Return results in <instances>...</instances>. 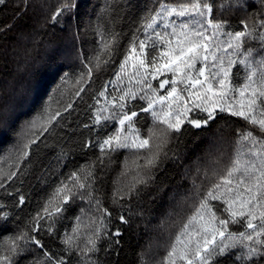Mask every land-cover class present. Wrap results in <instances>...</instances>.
Returning <instances> with one entry per match:
<instances>
[{"label": "snow or ice", "instance_id": "obj_1", "mask_svg": "<svg viewBox=\"0 0 264 264\" xmlns=\"http://www.w3.org/2000/svg\"><path fill=\"white\" fill-rule=\"evenodd\" d=\"M41 7V20L17 35L12 51L30 33L62 75L30 118L34 72L20 66L0 80V137H14L4 157L11 163L0 167V264H124L141 225L168 241L153 260L160 245L152 237L136 264H264V0H150L143 7L101 0L86 23L75 18L77 0ZM28 9L27 0L13 5L17 17ZM126 17L127 33L118 29ZM10 31L0 28V36ZM89 32L95 47L85 53ZM109 68L111 78L94 89ZM228 118L250 128H237L231 140L221 134L188 163L195 149L184 135H207ZM42 149L56 165L44 176L58 179L35 211H25L23 178ZM122 150L133 166L126 155L120 175L130 179L107 196V173ZM77 156L88 159L70 167ZM165 196L167 211L153 225L155 201ZM77 208L71 230L61 233L59 221Z\"/></svg>", "mask_w": 264, "mask_h": 264}, {"label": "trees", "instance_id": "obj_2", "mask_svg": "<svg viewBox=\"0 0 264 264\" xmlns=\"http://www.w3.org/2000/svg\"><path fill=\"white\" fill-rule=\"evenodd\" d=\"M16 0H9L8 8H0V28L5 26H11V31L4 33L3 36H0V80L4 76H7L11 79L14 75L17 74V68L20 66H26L34 72V90L32 96L29 98L28 106L25 109V118H30L31 115L35 114L39 110L43 103L47 101L49 94H51L52 89L60 83L59 72L60 64L51 65L47 62V57L45 55L42 45H33V37L29 33L26 36L19 37V45L16 46V51H12L13 42L16 40L17 35L26 29H31L34 24H37L41 20L42 13L44 9L41 5H51V10H55V6L58 0H27L29 4V9L27 13L23 16L17 17L13 11V5ZM101 0H77L78 7L76 9L75 18L82 22H87L89 18H95V11L98 10L97 6ZM132 2L140 7H143L145 3H149L150 0H132ZM219 2V0H217ZM129 20L126 17L118 29L122 28L125 33L128 31ZM82 39L84 40L83 51L85 53H91L92 49L95 47L93 41L94 36L91 32L87 35L82 34ZM126 43V41H125ZM7 47L8 51L5 53L4 49ZM30 49V51H29ZM27 59V64L25 63ZM113 69H107L103 74L98 75L93 83V88H97L102 85L103 81L111 78V73ZM72 82L70 81L65 85V89L71 91ZM55 107V104L53 105ZM83 107V105H82ZM226 116V114H224ZM84 119L83 115L80 117ZM190 127V126H189ZM250 128L240 118H228L226 120H218L215 125L212 126L211 131L207 135H200L199 138L192 135V132L197 130L191 129L187 132L183 139L184 143H187L190 149H195L192 154L191 160L188 163H192L196 160L197 156L203 157L206 151L210 150V146L213 143L214 138L223 134L228 139H234V133L237 128ZM255 134H259L258 130H254ZM146 134V133H145ZM88 133L85 130V136ZM14 142V137L5 136L0 137V148H3L4 151L0 152V167H3L7 170L9 163L11 161H5L4 157L7 155L6 149L10 143ZM89 157L92 155L88 154ZM131 158V161L128 162V166L132 167V157L130 154L124 153L123 150L115 158V162L110 166V170L107 173V184L105 186V193L107 196H110L113 187L120 186L121 183L127 182L129 177H121L120 173L123 170V163L125 161V156ZM88 157L77 156L75 162L70 167L78 166L79 164H84ZM142 163V161H141ZM55 160L52 159V153L49 149H42L41 155L39 158L33 157V163L30 166L29 175L25 176L24 179V192L30 197L29 207L25 211H35L38 207V203H42V198L46 193L50 192L51 189L48 187L49 184H53L54 181L58 179L56 176L47 175L44 176V173L50 168H55ZM172 165H168V172L164 175H169L172 170ZM68 169H63L67 171ZM182 171V169H181ZM43 177V180L41 179ZM46 181V182H45ZM116 181L117 183H113ZM19 183V182H17ZM3 195V192L0 191V196ZM150 196L146 195L144 198V204L147 205L149 202ZM106 203L110 204V200L106 199ZM86 207V206H85ZM154 207L158 209V214L153 218L152 224L156 225L160 223V220L163 216V213L167 211V197L163 199H157L155 201ZM79 214V209L77 208L75 212L65 214L64 218L59 221L58 229L62 233L65 228L69 231L71 230L73 219L75 215ZM143 225H141V238L139 243L136 242V237H132V246L134 251L129 250L127 258L124 260V264H136V255L139 253L142 248H147L148 243L152 237H155L159 241V247H154L152 250L153 260H159L165 255L164 245L168 241L167 233L161 234L159 231H153L147 234H144ZM176 229H173V235ZM47 239V237H45Z\"/></svg>", "mask_w": 264, "mask_h": 264}, {"label": "rangeland", "instance_id": "obj_3", "mask_svg": "<svg viewBox=\"0 0 264 264\" xmlns=\"http://www.w3.org/2000/svg\"><path fill=\"white\" fill-rule=\"evenodd\" d=\"M131 161V158H129V161L128 162H130Z\"/></svg>", "mask_w": 264, "mask_h": 264}]
</instances>
